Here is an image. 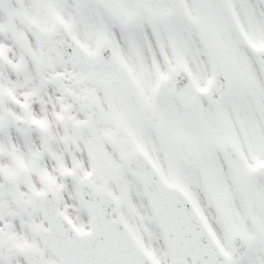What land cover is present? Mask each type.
<instances>
[{"label": "snow or ice", "instance_id": "snow-or-ice-1", "mask_svg": "<svg viewBox=\"0 0 264 264\" xmlns=\"http://www.w3.org/2000/svg\"><path fill=\"white\" fill-rule=\"evenodd\" d=\"M0 264H264V0H0Z\"/></svg>", "mask_w": 264, "mask_h": 264}]
</instances>
